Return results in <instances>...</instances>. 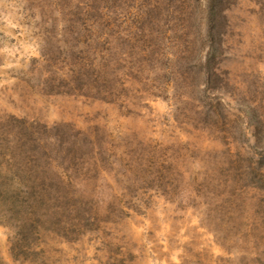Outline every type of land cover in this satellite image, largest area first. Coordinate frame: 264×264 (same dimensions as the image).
I'll return each mask as SVG.
<instances>
[{
	"label": "rangeland",
	"instance_id": "374dc122",
	"mask_svg": "<svg viewBox=\"0 0 264 264\" xmlns=\"http://www.w3.org/2000/svg\"><path fill=\"white\" fill-rule=\"evenodd\" d=\"M208 1L0 0V264H264V0H217L200 92Z\"/></svg>",
	"mask_w": 264,
	"mask_h": 264
},
{
	"label": "trees",
	"instance_id": "16d2710c",
	"mask_svg": "<svg viewBox=\"0 0 264 264\" xmlns=\"http://www.w3.org/2000/svg\"><path fill=\"white\" fill-rule=\"evenodd\" d=\"M217 0H209L202 11L200 17V21L197 24L196 29L193 33V39L195 43V50L196 54H194V60L198 62L199 68L197 71L193 70L190 74H192V78L195 76L200 79V83L197 82L196 85H202L204 89H201L200 92H204L207 88H209L210 84L214 81L216 78L213 61H214V55L217 52V44L215 41V32L217 28L218 23V6ZM100 14V13H99ZM101 15V14H100ZM102 22V21H101ZM101 22H95V23H88L83 28L85 32H87L90 37L88 38L89 44L91 46V49L93 50L92 57L89 59V68L92 74L93 78V94L94 96H97L99 99L106 100L109 95L112 94V87L110 86V71L108 70L109 67V54L106 53V50L103 51L101 48L99 49L100 45L103 43H106L108 41V37L104 35L102 32V26ZM194 26V25H193ZM190 28V27H189ZM194 29V28H193ZM193 31V30H192ZM205 48V52L203 54ZM83 68L84 66L81 65ZM191 78V79H192ZM241 114L244 118L251 120V117L254 116L255 109L250 106H246L243 109H239ZM261 123L258 122L257 129L260 130ZM258 157V165L255 167L256 172L255 176H257V180H260L261 182H264V165H261L262 162H264V150L259 153ZM254 174V172H253ZM252 174V175H253ZM259 181V182H260ZM38 190H36L35 194L36 197L38 196L39 199L45 198L48 199L51 197L49 188L45 185V183L40 182L37 184ZM10 191L13 189L14 192L16 191L20 193L21 190L26 188L28 184L23 183H15L13 185H10ZM13 186V187H12ZM31 186H36L35 184H31ZM7 185H3L0 183V195L6 194L7 192ZM17 201V200H16ZM19 206H16V204L13 206L14 210L19 209Z\"/></svg>",
	"mask_w": 264,
	"mask_h": 264
}]
</instances>
